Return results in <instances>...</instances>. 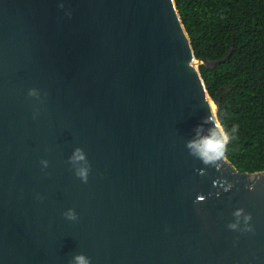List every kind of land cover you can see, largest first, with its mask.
I'll return each instance as SVG.
<instances>
[{"label": "water", "instance_id": "95a60500", "mask_svg": "<svg viewBox=\"0 0 264 264\" xmlns=\"http://www.w3.org/2000/svg\"><path fill=\"white\" fill-rule=\"evenodd\" d=\"M224 59L196 58L175 0H0V264H264V170L185 148Z\"/></svg>", "mask_w": 264, "mask_h": 264}, {"label": "trees", "instance_id": "16d2710c", "mask_svg": "<svg viewBox=\"0 0 264 264\" xmlns=\"http://www.w3.org/2000/svg\"><path fill=\"white\" fill-rule=\"evenodd\" d=\"M196 58L224 60L199 70L226 157L239 171L264 170V0H175ZM235 131L233 132V128Z\"/></svg>", "mask_w": 264, "mask_h": 264}, {"label": "clouds", "instance_id": "9594fccd", "mask_svg": "<svg viewBox=\"0 0 264 264\" xmlns=\"http://www.w3.org/2000/svg\"><path fill=\"white\" fill-rule=\"evenodd\" d=\"M69 14V13H66ZM27 96L40 100V92L36 88L28 89ZM38 113L34 112L33 118ZM208 124L210 127L205 129L204 125ZM235 131V127L232 130ZM230 135L224 130L218 119L206 118L200 124H197L194 130V136L191 140L186 141L185 148L188 154L199 159L204 165H214L216 162L224 158L226 146L230 140ZM68 164L71 166L74 175L82 182L87 183L90 165L88 163L87 155L80 147L72 150L68 157ZM42 169L48 167L46 159L40 160ZM203 174V169L200 170ZM227 190V189H225ZM234 220L227 224V228L231 231L251 232L252 226L250 224L251 216L244 212L243 209H236L232 213ZM63 216L68 221H76L77 214L72 208H68L63 212ZM69 264H91V260L84 253H76L72 255Z\"/></svg>", "mask_w": 264, "mask_h": 264}, {"label": "bare ground", "instance_id": "6f19581e", "mask_svg": "<svg viewBox=\"0 0 264 264\" xmlns=\"http://www.w3.org/2000/svg\"><path fill=\"white\" fill-rule=\"evenodd\" d=\"M213 107V106H212ZM213 111H214V108H213ZM214 113H215V111H214Z\"/></svg>", "mask_w": 264, "mask_h": 264}]
</instances>
